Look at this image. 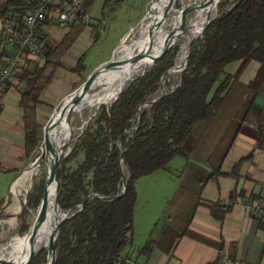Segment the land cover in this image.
I'll return each mask as SVG.
<instances>
[{
  "label": "trees",
  "instance_id": "16d2710c",
  "mask_svg": "<svg viewBox=\"0 0 264 264\" xmlns=\"http://www.w3.org/2000/svg\"><path fill=\"white\" fill-rule=\"evenodd\" d=\"M92 1L85 0L86 9ZM224 3L221 5L226 9L193 46L180 85L142 111L135 131L128 132L135 125L139 106L159 89L161 78L174 65L168 58L171 52L134 78L111 107L101 105L95 122L89 123L73 151L63 159L66 166L84 151L85 158L75 170L68 172L65 166L59 169L58 201L63 209H78L91 188L99 196L120 193L123 150L129 180L120 197L104 200L95 196L76 215L66 219L56 240L54 264H128L121 254L135 240L137 180L185 155L183 147L193 128L213 118L252 61L260 66L247 87L255 95L264 87V0H235L227 7ZM23 4L24 0H9L6 9L0 7V22L22 17ZM69 41L64 40L56 47L46 45V62L40 65L28 59L15 77L29 156L40 143L37 108L42 103L41 95L64 65L62 57L71 44ZM234 62L239 63L236 71L227 72V66ZM83 65L81 57L72 70L78 72ZM254 100L252 106H256ZM263 144L262 131L256 146L260 148ZM38 196L31 195L29 203H38L35 200ZM3 203L0 200V206ZM153 247L154 241H148L140 254L148 256ZM45 259L43 250L29 264H42Z\"/></svg>",
  "mask_w": 264,
  "mask_h": 264
},
{
  "label": "crops",
  "instance_id": "0c3cea01",
  "mask_svg": "<svg viewBox=\"0 0 264 264\" xmlns=\"http://www.w3.org/2000/svg\"><path fill=\"white\" fill-rule=\"evenodd\" d=\"M2 1L0 0V7L6 9L9 0L6 8L2 6ZM108 4L105 0H93L87 8L90 14L88 23L77 20L62 24L55 16L43 23L40 40L44 49L46 45L56 47L62 41L71 39V44L62 57L64 65L58 70L53 83L41 95L45 104L57 105L68 92H63L62 89H67L69 85L75 87L80 83L77 81L79 73L90 67L87 71L89 75L110 59L127 34L128 30L123 31L114 44L107 46L103 52L101 48L105 40V25L109 23L108 15L112 17L116 12ZM98 50H102V54L91 64L93 55ZM81 57H84V65L80 71H73ZM234 63L237 65L231 73L239 65L238 62ZM253 63L252 61L246 70ZM259 66L260 64L256 71ZM74 76H77L75 81ZM253 77L254 75L249 79ZM17 84L14 79L0 101V172L10 169L21 171L29 158L23 128L24 112L20 106ZM250 92L252 95L248 103L258 95L253 90ZM44 106L39 105L37 108L38 122ZM263 107H249L247 122L250 128H257L259 125ZM262 131L264 132V128L260 135ZM258 139L249 135H237L217 167L208 168L209 175L206 177L199 174L196 168L190 169L189 164L193 159L187 154L182 155L186 162L181 161L180 168L172 173L174 180L171 185L162 187V195L155 194L152 187L145 191L140 185L142 177L137 180L134 241H137L139 235L145 244L150 240L154 241L151 253L148 256L140 254L144 259L140 257L137 264H226L227 259L243 264H264V216L256 211H264V144L257 148ZM21 162H25L23 168ZM18 174L11 181L8 191L13 190ZM142 198L147 201L143 202ZM0 200H4L1 210L8 201H5V197ZM140 207L144 209L145 217L141 216ZM159 225L162 227L156 232ZM144 234L145 237L142 236Z\"/></svg>",
  "mask_w": 264,
  "mask_h": 264
},
{
  "label": "rangeland",
  "instance_id": "374dc122",
  "mask_svg": "<svg viewBox=\"0 0 264 264\" xmlns=\"http://www.w3.org/2000/svg\"><path fill=\"white\" fill-rule=\"evenodd\" d=\"M122 1L124 0H119V1L113 0L111 2H108L109 3L108 5L112 6L113 7L112 10L114 9V11L116 12L115 14L111 13L112 17L108 15L109 23L105 25L106 27V29L104 30L105 35H103V38H105V40H103V48H101L103 49V52L106 50L107 46L114 44V42L118 39L119 35L123 31L125 32L126 30H128L127 34L121 40L120 43H122L124 39L126 40L123 42V44L128 43V41L130 42L138 34V32L143 28V26L153 21L154 18L158 16L160 13L159 8H158L160 0H126L125 2H122ZM184 1L185 0H165L164 10L166 11V15L164 17V22L174 17L177 11H179L184 5ZM225 1L226 0L218 1L216 5V10H218L217 13L215 14L216 17L219 16V14L226 9V8H223L221 5ZM234 1L235 0H228L227 2L224 3L225 7H227L228 5H231ZM2 6L7 7V0L2 1ZM115 6L117 8H115ZM8 17H9V14H8ZM4 22L6 21H2L1 23H4ZM202 37H203V33H198L195 35V37L193 38V41L190 43L189 48H188L189 54L191 53L193 46L195 44L197 45L198 41ZM123 50L124 49H121V51L119 52L118 59L121 58ZM180 51H181V42L171 46L162 55V57L159 58L157 61L162 59L167 53L171 52L173 54H171L168 58L173 60L174 65L172 67H174L177 64ZM158 53H160V51L148 57L144 56L142 59L135 62L134 63L135 65H133L131 68L133 67L137 68V71H136L137 74L135 73L131 77L127 78L125 80V83L132 77L137 78L140 75L144 74L145 71L149 67L153 66L154 64L153 65L150 64L151 57L157 55ZM101 54H102V50H98L97 52H95L93 55V60H91V64H93V62H95L100 57ZM35 62L36 61H34V63ZM253 62L254 63L252 64V66H250L248 70H246V73L242 76L239 83H237L230 90L222 106L216 110L213 118L209 121L198 123L193 128L190 136L188 137V139L186 140L184 144L183 150L185 154L189 155V157L193 159V161L189 164L190 169L196 168L198 173L204 177L209 175V172H208L209 167L211 168L217 167L218 163L221 161V157L226 154L229 144L232 142L233 138L235 139L237 135L241 134V135H249L255 139H258L260 136L261 130L264 128V107L262 108L261 115L259 116L260 120H259V125L257 126V128H250L247 122L248 117H249L247 111L249 107L252 106V102L248 103L249 100L251 99L252 94L250 91L252 89L248 88L247 84L250 81L249 78H251V76L253 75L254 76L256 75L258 71V70L256 71V68L259 65L257 64L258 62L256 61H253ZM44 63H41V64L39 63V64L43 65ZM236 65H237L236 63L229 64L226 68V71L230 73L233 72L236 68ZM89 70H90V67L86 68L85 71L83 72L81 71L82 73H79L77 81L80 83H77L76 85H74L75 87H72L69 85V87H66L67 89H62L63 92H66V90L68 91L65 95H67L72 90H74L76 87H78L87 78L88 76L87 71ZM184 70H182L181 72V70L179 69L172 73L170 71L169 73L165 75L164 77L165 85L164 86H165V90L167 94L180 85L181 75ZM76 78L77 76H74L73 81H75ZM245 78H246V81H245ZM14 79L16 82V78ZM128 86H126L125 88H127ZM161 89L162 88H161V80H160L159 89L154 94H152L148 100L157 97L158 94L160 95L162 92ZM13 90L15 91L14 88ZM53 104L47 105L45 104L43 100H42V103L40 104L41 106L45 105L43 110H41L40 121H39V124L41 126L39 128L40 143L38 147L35 149V151L32 153V155L29 156L26 166H25V162H21V168L25 166L24 169H22L21 171L12 170L10 169L12 167H10L9 168L10 170H5V171L0 172V199L1 198L3 199L5 197V201H8L6 202L5 206L1 208L0 210V246L5 245L7 243H12L14 241H21V240L26 239V237H23V236L28 234L27 232L29 231L31 226H32V229L34 227L36 216L39 211V206L41 204V201L44 196L45 189H46V164H47L46 156L39 157L42 163L40 166V170L38 174H36L33 177L32 184L27 192L23 189L22 185L16 186L15 192H13V190L8 191V187L11 181L13 180V178L19 173V171L20 173L18 174L17 179L23 174L25 170L31 167L32 162L34 161L35 158H37L38 153L41 152V148L43 147L44 142H45L44 126L49 120V118L51 117L53 109L57 106ZM105 106L109 108V106L107 105ZM149 107H151V105ZM99 111H100V108L98 110L92 109L91 111H88L85 113L84 118L79 116L73 119L72 125L75 129V132L73 134V141L70 145V148L66 151V153H64V155L60 159L59 169L65 166L63 159L73 151L75 144L78 142L79 137L87 129L89 123L95 122V119L97 118ZM89 117H91V119L88 122H85L87 121ZM137 125H138V116H137V120L135 121V125L131 129H129L128 132L132 133L133 131H135V129L133 128H135ZM84 158H85L84 151H82L76 158H74L71 162L67 163L64 168H66V171L72 172L78 167L80 163H82ZM181 161L186 162V160L180 156L176 158L175 162L170 163L166 168L158 170L150 175L143 176L140 179L141 187H143L145 191H147L149 187H152V189H154L153 192H155V194L162 195V191H161L162 187L168 184L171 185V182L174 180L172 173H175L176 169L180 168L179 165ZM59 169H58V172H59ZM122 170H123V181H124V179L129 178V174L125 166L122 167ZM92 176L93 175L91 173L90 177ZM164 176L166 178H164ZM58 185H59V178H58ZM122 188H123V183L121 185V191H122ZM93 192L94 190L91 188L90 194H92ZM31 195L34 197L39 195L35 199V200H38V203H36V201L35 202L33 201L34 202L33 205L29 203ZM142 200L143 202L147 201L145 198H142ZM17 203L21 204L19 210L16 209ZM140 213H141V216L144 215V209L142 207H140ZM140 213L138 212L139 214L138 216H140ZM145 216H146V213L144 217ZM161 227L162 226L159 225V227L156 229V232H159ZM145 235L146 234L142 236L145 237ZM140 238L142 237H140L139 235V238L137 239V241H134V243L131 246L127 247L121 254L123 258L127 259L128 264H137L138 262L137 260L140 257L141 259H144L142 256H140V250L144 247L145 243ZM43 250L46 251V259L44 260L42 264H45L47 263L48 258H49L48 256L49 252H48L47 247H44L43 249L39 250L35 254V256L40 251H43ZM29 262L27 264H29Z\"/></svg>",
  "mask_w": 264,
  "mask_h": 264
},
{
  "label": "bare ground",
  "instance_id": "6f19581e",
  "mask_svg": "<svg viewBox=\"0 0 264 264\" xmlns=\"http://www.w3.org/2000/svg\"><path fill=\"white\" fill-rule=\"evenodd\" d=\"M218 1L185 0L184 5L177 11L174 17L164 22L166 15V11L164 10L165 0H160L158 6L160 11L159 15L153 21L143 26L130 42L121 46V49L124 50L121 58L118 59L117 55V60L129 59L139 52H145V57H148L159 51L161 52L169 45L173 46L181 42V51L177 64L171 70V73L179 69L182 72L190 43L196 34L202 33L207 21L215 16L218 11L216 10ZM134 63L131 66L105 69L75 100H73L72 96L64 100L55 116L54 124L45 133V139L46 137L47 139L40 152L47 159L46 178L51 176L49 163L52 152L66 153L70 148L75 132L72 125L73 119L79 116L84 118L86 112L92 109L96 110L103 104H110L116 96L115 92L125 84V80L136 73L137 68H131L135 65ZM149 106L148 104L145 107L143 105L141 109L144 110ZM41 164L40 158H35L31 167L25 170L16 180L13 186V192L16 191V186L18 185H22L23 189L27 192L32 184L33 177L38 174ZM46 195L47 200L44 217L40 219L38 211L34 224L35 229L33 227L30 235L26 234L23 236L26 239L0 246V261L7 260L20 263L32 252L49 247L54 224L59 220L62 212L55 204V184L53 182L47 183ZM20 206L21 204L17 203L16 209L19 210Z\"/></svg>",
  "mask_w": 264,
  "mask_h": 264
},
{
  "label": "built area",
  "instance_id": "2783aa9c",
  "mask_svg": "<svg viewBox=\"0 0 264 264\" xmlns=\"http://www.w3.org/2000/svg\"><path fill=\"white\" fill-rule=\"evenodd\" d=\"M23 15L0 22V100L27 60L46 62L40 30L45 20L56 17L62 24L89 22L85 0H24ZM264 216L263 210H256ZM226 264H243L226 260Z\"/></svg>",
  "mask_w": 264,
  "mask_h": 264
},
{
  "label": "water",
  "instance_id": "95a60500",
  "mask_svg": "<svg viewBox=\"0 0 264 264\" xmlns=\"http://www.w3.org/2000/svg\"><path fill=\"white\" fill-rule=\"evenodd\" d=\"M216 16L210 18L207 23L204 25L202 33L205 32V30L207 29L208 25L215 19ZM139 29V28H138ZM126 39L123 40V42ZM122 43H120L117 48L115 49L112 57L110 59H108L107 61H105L104 63H102L101 65H99L98 67H96L88 76L87 78L78 86L76 87L74 90H72L70 93H68L67 95H65L61 101L58 103V105L53 109L52 115L49 118V120L47 121V123L44 126V131L45 133H47L49 131V129L52 127V125L54 124L55 121V116L59 111V108L61 106V104L64 102L65 99H67L68 97L72 96L73 100H75L79 95H81V93L83 91H85L90 84L93 83V81L95 80V78L105 69H109V68H120L122 66H131L134 62H137L138 60L142 59L145 54L144 53H137L134 56H132L129 59L126 60H117V55L119 50L121 49ZM129 42V41H128ZM171 46H167L166 48H164L160 53H158L155 56L151 57V63L150 64H155L156 61L162 57V55L170 48ZM188 56H189V52L187 51L186 57H185V65L183 67L182 70H184L187 66V62H188ZM175 67V66H174ZM174 67L170 68L161 78V88H162V92L160 95H158L157 97L151 99V100H147L145 101L143 104H141L139 106V114H138V125L133 128V129H137L139 124H140V118H141V114H142V106L145 104L148 105H153L154 103H157L161 98H163L165 95H167V92L165 90V86H164V77L167 73H169ZM134 79V77L130 78L124 85H122V87H120L115 93V98L114 100L110 103V104H105L107 106H111L113 105V103H115L117 101V99L119 98L120 93L123 91V89L128 86L130 84V82ZM255 104L262 107L264 106V87L260 90V92L258 93L256 99H255ZM100 108V106L98 107V109ZM97 109V110H98ZM91 119V117H89L87 119L86 122H88ZM47 139V137H46ZM45 139V140H46ZM50 153V151H49ZM64 155V153H59V152H55L53 151L51 156H50V169H51V176L49 178H46V186L48 182H53L55 184V204L57 206V208L62 212L61 213V217L59 218V220L54 224L53 227V231L51 233V239H50V243H49V247H48V256L51 258H48L47 263L45 264H54L57 258V250H56V240L58 238L59 235V230H60V226L61 224L69 217H72L74 215H76L79 211H81L86 203L93 197L95 196H99L97 193L93 192L92 194H90L78 207V209L73 210V209H63L58 201V196H59V185H58V169H59V162L60 159L62 158V156ZM44 155L38 153L37 157H42ZM121 166H124V150L121 153ZM128 179H124L123 181V188L122 191L120 193H118L116 196H99L100 198L104 199V200H114L118 197H120L122 194L125 193L126 188H127V183H128ZM46 200H47V195H46V189H45V193L44 196L42 198L41 204L39 206V218H43L45 215V206H46ZM29 235L32 233V226L30 227L29 231L27 232ZM38 252V251H37ZM37 252H32L26 259H24L23 261H21L20 263H16L15 261H7V260H1L0 264H27L29 261L32 260V258L35 256V254Z\"/></svg>",
  "mask_w": 264,
  "mask_h": 264
}]
</instances>
